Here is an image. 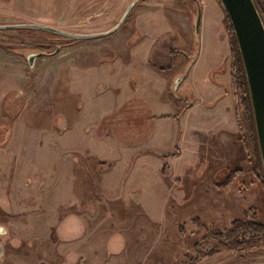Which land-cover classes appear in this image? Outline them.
<instances>
[{"label":"rangeland","instance_id":"rangeland-1","mask_svg":"<svg viewBox=\"0 0 264 264\" xmlns=\"http://www.w3.org/2000/svg\"><path fill=\"white\" fill-rule=\"evenodd\" d=\"M132 1L0 0V25L111 30L0 28V264H264L233 234L264 226V175L220 1L136 0L117 25ZM68 241L86 259L54 260Z\"/></svg>","mask_w":264,"mask_h":264},{"label":"water","instance_id":"water-1","mask_svg":"<svg viewBox=\"0 0 264 264\" xmlns=\"http://www.w3.org/2000/svg\"><path fill=\"white\" fill-rule=\"evenodd\" d=\"M135 1L133 0L129 4L117 25L121 23ZM220 1L230 19L244 66L264 175V23L253 0ZM199 17L200 8L198 7V15L195 22L196 31L199 26ZM19 27L35 28L75 38L99 37L111 31L76 34L39 23L0 25V28ZM40 56V52L31 54L28 57V63L32 65L34 59Z\"/></svg>","mask_w":264,"mask_h":264},{"label":"trees","instance_id":"trees-1","mask_svg":"<svg viewBox=\"0 0 264 264\" xmlns=\"http://www.w3.org/2000/svg\"><path fill=\"white\" fill-rule=\"evenodd\" d=\"M220 1V0H219ZM262 20L264 23V0H253ZM220 5L225 13V19L227 21V27H228V31L230 33V39H231V44L234 47V61H233V65H232V77L234 78L233 80L235 81V78L239 79V87L242 89V92L244 94V98H243V104L245 107V111L246 112V118H247V129L250 132L251 138H252V149L254 152V165L257 168H260L261 171V176H263V169H262V165H261V159H260V153H259V146H258V140H257V135H256V129H255V124H254V120H253V116H252V106H251V100H250V96H249V90H248V85H247V80H246V76H245V71H244V66L242 63V59L240 56V52L238 50V46L236 43V39H235V35L233 32V28L232 25L230 23V19L222 5V2L220 1ZM234 232L233 234H235V236L238 237V234L240 233V231L242 230H251L253 229L254 231L257 232L259 238L257 241H259V239L261 241H264V226H260V227H253L252 224L249 223V221L246 220H241L239 221L238 225L236 226V228H234ZM240 234H243L242 232Z\"/></svg>","mask_w":264,"mask_h":264},{"label":"crops","instance_id":"crops-1","mask_svg":"<svg viewBox=\"0 0 264 264\" xmlns=\"http://www.w3.org/2000/svg\"><path fill=\"white\" fill-rule=\"evenodd\" d=\"M223 81H224V79H222ZM215 84V83H214ZM216 85V84H215ZM217 86H215V92L214 93H216L217 92V94H221L222 93V96H223V94L224 93H226L227 91H224L225 89H224V87H223V89H222V86H220L219 87V89L220 90H218L217 91ZM216 94H214V96H215ZM213 96V97H214ZM220 98V97H219ZM128 101H130V99L128 100ZM216 104V103H215ZM214 106V105H213ZM202 107H204V105L201 103V105L199 104V105H197L196 103H194V104H192L191 106H189V108L191 109V111H194V109L195 110H197L198 108H200V109H202ZM209 108H211V109H209V110H212V108L213 109H215V111L216 110H218V106L217 107H212V106H210ZM221 109H224L225 110V112L227 111V101H225V104L223 105V106H219V110H221ZM201 120V121H200ZM200 120H198L197 122H194V125H195V127H196V129L197 130H199V132H200V129H201V122L204 120V119H200ZM229 125H231L230 124V121L228 120V122H227V116H222V117H220L219 116V119H218V117L217 118H215L214 119V121H213V127H215V130H214V132L216 133V130H218L219 128H221V131L223 132L224 130H227V126L229 127ZM225 139H227V136L225 137ZM225 139H224V141H225ZM13 195H15V194H13ZM71 218V217H70ZM58 220V216H57V218L56 219H54L53 221H48V223H46V225H45V227L47 228V230L44 232V233H42V235H41V233L39 234V235H41V236H43L44 238L46 237L47 239L48 238H50L51 237V235H50V229H49V226H51V225H55V223H56V221ZM76 220V219H75ZM81 222H82V220H81ZM48 224V225H47ZM85 225V224H84ZM83 225V226H84ZM69 229V228H68ZM82 232V231H81ZM81 232H80V234H81ZM66 234H67V236H73L71 233H69V230H66ZM46 240V239H45ZM76 246V241H68V242H65L63 245H59L58 247L60 248V250H59V255H56V256H54L55 258H54V260H56V259H60L61 257H62V259L64 258H66V255L67 254H65V253H67L69 250H74V251H76V253H80L79 255H82L83 253H84V256H85V259H86V254H85V252H83V251H81L79 248H77V247H75ZM78 255V256H79ZM77 258L78 257H75V259H73V260H71V263H70V261H68L70 264H79L78 263V261H77Z\"/></svg>","mask_w":264,"mask_h":264},{"label":"flooded vegetation","instance_id":"flooded-vegetation-1","mask_svg":"<svg viewBox=\"0 0 264 264\" xmlns=\"http://www.w3.org/2000/svg\"><path fill=\"white\" fill-rule=\"evenodd\" d=\"M195 1H196V0H195ZM51 27H52V26H51ZM38 30H39V29H38ZM52 33H53V32H52ZM88 34H91V33H88ZM63 36H64V35H63ZM99 37H101V36H99ZM92 38H96V37H92ZM83 39H89V38H83ZM40 53H41V56H43L44 53H43V52H40ZM34 54H35V53H34ZM30 55H31V54H30ZM30 55H29V56H30ZM29 56H28V57H29ZM41 56H40V57H41ZM38 58H39V57H38Z\"/></svg>","mask_w":264,"mask_h":264},{"label":"clouds","instance_id":"clouds-1","mask_svg":"<svg viewBox=\"0 0 264 264\" xmlns=\"http://www.w3.org/2000/svg\"><path fill=\"white\" fill-rule=\"evenodd\" d=\"M0 231H2V230H0Z\"/></svg>","mask_w":264,"mask_h":264}]
</instances>
